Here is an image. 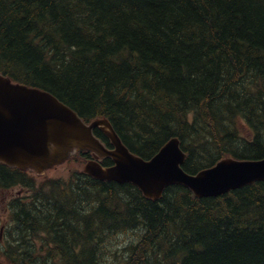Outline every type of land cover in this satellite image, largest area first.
<instances>
[{
	"label": "trees",
	"instance_id": "1",
	"mask_svg": "<svg viewBox=\"0 0 264 264\" xmlns=\"http://www.w3.org/2000/svg\"><path fill=\"white\" fill-rule=\"evenodd\" d=\"M0 72L108 118L144 158L178 137L190 173L264 157V0H0ZM13 184L26 194L8 202L0 264H264V180L150 200L77 170L36 184L0 162V189Z\"/></svg>",
	"mask_w": 264,
	"mask_h": 264
},
{
	"label": "water",
	"instance_id": "2",
	"mask_svg": "<svg viewBox=\"0 0 264 264\" xmlns=\"http://www.w3.org/2000/svg\"><path fill=\"white\" fill-rule=\"evenodd\" d=\"M94 128L104 133L111 147L93 133ZM79 151L91 154L83 166L85 174L99 180L131 183L150 200L159 199L164 189L173 184L202 198L264 180V157L239 159L226 155L211 166L186 172L182 165L187 153L177 137L145 159L128 149L107 118L84 122L50 92L13 82L0 72V162L42 174ZM106 157L112 161L109 166L99 162Z\"/></svg>",
	"mask_w": 264,
	"mask_h": 264
},
{
	"label": "rangeland",
	"instance_id": "3",
	"mask_svg": "<svg viewBox=\"0 0 264 264\" xmlns=\"http://www.w3.org/2000/svg\"><path fill=\"white\" fill-rule=\"evenodd\" d=\"M84 161L82 160V156H76L72 157L71 159H68L64 163L57 165L49 170H47L43 175H37L33 177V181L36 184L41 183L42 181L49 180V179H56V178H67V176L74 170H81L83 167ZM28 178V177H27ZM29 179V178H28ZM23 194H26L24 189L20 188L19 184H13L9 186L7 189L0 190V228L4 229L5 225L7 224V216H6V209H7V203L16 196H22ZM120 233V232H119ZM115 238L113 239L115 242V245L118 244L119 248H121L120 244L123 242H133L135 241L137 237V232L127 230L123 231V233L117 235L114 234ZM110 249V247H109ZM116 249V246H115ZM121 250V249H119ZM110 252V251H109ZM109 257H111V254L109 253Z\"/></svg>",
	"mask_w": 264,
	"mask_h": 264
},
{
	"label": "bare ground",
	"instance_id": "4",
	"mask_svg": "<svg viewBox=\"0 0 264 264\" xmlns=\"http://www.w3.org/2000/svg\"><path fill=\"white\" fill-rule=\"evenodd\" d=\"M212 126V125H211ZM201 169V168H200ZM126 220V219H125ZM173 246V245H172Z\"/></svg>",
	"mask_w": 264,
	"mask_h": 264
}]
</instances>
